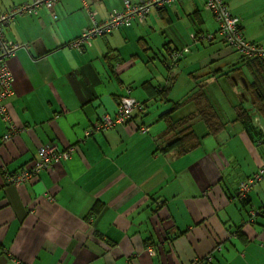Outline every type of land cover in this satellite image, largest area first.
Returning <instances> with one entry per match:
<instances>
[{
  "label": "crops",
  "instance_id": "obj_1",
  "mask_svg": "<svg viewBox=\"0 0 264 264\" xmlns=\"http://www.w3.org/2000/svg\"><path fill=\"white\" fill-rule=\"evenodd\" d=\"M26 1L0 0V14ZM124 2L57 0L4 25V39L21 45L6 59L13 77L6 106L17 128L5 141L0 115V264H264V177L247 199L236 196L238 182L264 159V57L240 60L228 50L205 0L152 7L142 22L94 37L81 50L68 46L89 24L85 4L100 21ZM225 2L245 39L264 45V0ZM184 47L165 68L164 52ZM256 78L259 106L244 83ZM145 82L169 85V101L148 99ZM200 85L224 126L208 134L194 119L199 145L165 152L171 134H163L161 114ZM126 93L145 101V110L92 130ZM239 104L248 125L236 119ZM142 124L146 132L138 131ZM45 143L72 151L21 186L6 183L4 172L25 167Z\"/></svg>",
  "mask_w": 264,
  "mask_h": 264
},
{
  "label": "built area",
  "instance_id": "obj_2",
  "mask_svg": "<svg viewBox=\"0 0 264 264\" xmlns=\"http://www.w3.org/2000/svg\"><path fill=\"white\" fill-rule=\"evenodd\" d=\"M56 1L57 0H28L8 12L0 14V30L1 27L8 24L15 15L22 12L35 13L40 7L52 8ZM173 1L174 0H141L138 4H130L125 0L123 9L112 10L105 19L100 21L95 19V12H91L89 13L90 24L81 30L78 38H75L69 43V47L81 50L84 45L90 44L92 38L108 34L111 30L121 25H128L134 18H138L142 21L150 8L169 4ZM205 8L212 13L218 23L216 35L219 36L220 41L246 58L264 57V45L245 39L240 27L239 17L231 14L224 0H206ZM2 36L3 34L0 32V115L8 125V130L2 136V140L5 141L16 132L17 128L11 122L6 106V100L12 94L11 84L13 81L6 59L12 56L21 44L7 41ZM191 37L197 40V34L192 33ZM203 37L210 39L212 34H203ZM186 50L185 48V51ZM175 54L178 55V52H175ZM134 110L141 111L142 104L134 97L124 95L120 99L118 109L112 115L108 113L102 114L94 123L92 130L104 131L116 125L124 124ZM145 129L146 128L143 127L141 131ZM71 151L72 147L58 150L51 143L40 145L38 147V157L36 159L15 172H4L5 182L15 186H21L37 177L40 171L49 168L54 162L66 159ZM263 176L264 159L252 176L239 181L237 188L238 193L236 196L239 199L245 198L248 191L256 185ZM254 214L255 213L250 212L249 221H253ZM17 264L19 263L17 262ZM194 264H202V261L196 260Z\"/></svg>",
  "mask_w": 264,
  "mask_h": 264
},
{
  "label": "trees",
  "instance_id": "obj_3",
  "mask_svg": "<svg viewBox=\"0 0 264 264\" xmlns=\"http://www.w3.org/2000/svg\"><path fill=\"white\" fill-rule=\"evenodd\" d=\"M177 1L178 0H174L173 2H171L169 4H164L162 6H154V7L170 6L174 3H176ZM140 2H138V3H140ZM138 3H135V4H138ZM149 11H148V13H149ZM148 13L145 15V17L148 15ZM144 18H143V20H144ZM134 19L139 20L138 18H134ZM134 19L131 20L130 24L121 25L119 27H128V26L132 25ZM119 27H117V28H119ZM113 30H111V31H113ZM195 33L198 34L199 32L197 31ZM242 34H243V32H242ZM224 45L227 46V44H224ZM228 47H230V46H228ZM185 48L188 50V47H184V48H182V50L180 49V51H177L174 49V50H168V51L164 52L163 56L160 57V61L163 64V66L165 68H166V65H167V67L170 66V68L172 66H174V64H176V62L179 60V55H181L182 52H185ZM230 49L233 52L237 53L233 48L230 47ZM175 52H178V55L175 54ZM237 55H238L240 60H248V59L253 58V57L246 58L242 55H239L238 53H237ZM256 58H258V57H256ZM168 70H169V68H168ZM224 74L226 75L227 72ZM244 83L247 84V88L249 90L251 89L250 92L252 94H253V90H254V93H255V95H253L254 101L259 106V104L257 102L261 101L263 98V91H262L263 89L261 87V83L258 81L257 78H256V80L251 82V84H249L246 80L244 81ZM143 85L145 86L144 88H145L146 92L149 94V95H147L148 99L158 97L159 99H162L165 102L169 101L168 100V93H169V89H170L169 85L165 84L163 86L157 85L156 87L155 86L150 87L147 84V82H145V84H143ZM259 94H261L262 96H260ZM124 95L127 96L130 94L126 93ZM124 95L120 96L115 111L118 109V107L120 105V99ZM139 102L142 104V110L141 111L136 110V111L143 112L145 110V107H146V105H145L146 102L145 101H139ZM184 105H186V106L190 105V106H192V109L193 108L194 109L192 111H189L185 115H182L179 117H174V115H172V114L177 109H179L181 106H184ZM235 111H236V119L240 120L244 125H248L250 121H249V116L247 114V110L244 109L242 107V105L239 104L238 106L235 107ZM132 113H133V111H132ZM131 114H130V117H131ZM161 118L164 119L166 122V128L163 131V134L164 135L171 134L169 141H167L162 146L161 149L164 150L165 152L173 151L176 154L186 153V152L192 150L193 148H195L196 146H198L199 143L201 142V137L198 136L192 128V122L194 119L199 118L205 124L208 134H214L217 131H219L220 129H222V127L224 126L223 125L224 122H222L220 117L218 116L215 106L212 104L209 97H207V95L204 91L203 85L198 86L197 90L194 91L191 95H188L185 99H183L179 102H177V101L173 102L172 105L170 106V108L161 114ZM143 127H145L146 129L144 131H141V129ZM147 130H148L147 125L142 124L138 127L139 132H146ZM258 167H257V169H258ZM257 169H256V171H257ZM252 175H250V176H252ZM237 188H238V186H237ZM246 197L243 199H240V200L244 201L245 199H247ZM255 214H256V212H255ZM255 214H254V216H255ZM254 216H253V218H254Z\"/></svg>",
  "mask_w": 264,
  "mask_h": 264
},
{
  "label": "rangeland",
  "instance_id": "obj_4",
  "mask_svg": "<svg viewBox=\"0 0 264 264\" xmlns=\"http://www.w3.org/2000/svg\"><path fill=\"white\" fill-rule=\"evenodd\" d=\"M55 3H56V2H55ZM55 3H54V4H55ZM53 6H54V5H53ZM53 6H52V7H53ZM84 7H85V10H86V13H87L88 17H89V15H90L89 13H91V12H95V14H96V11H92V10H90L89 7H88V5L85 4ZM13 8H14V7H13ZM13 8H11V9H13ZM11 9H10V10H11ZM22 13H24V12H22ZM20 14H21V13H20ZM95 19H96V18H95ZM96 20H97V19H96ZM89 24H90V17H89ZM89 24H88V25H89ZM88 25H86V26H88ZM86 26H85V27H86ZM3 28H4V26L1 27V30H0V32H1L2 34H3V31H2ZM109 33H110V32H109ZM78 36H79V35H78ZM78 36L75 37V38H78ZM2 37H3V36H2ZM75 38H74V39H75ZM74 39H72V40H74ZM72 40H70V41L68 42V46H69V43H70ZM226 47H228V46H226ZM229 49H230V48L228 47V50H229ZM157 55H158V54H157ZM153 58H154V60H155V65L157 66L158 70H161V72L163 73V75H165V74H164L165 71H164V69L161 67V65L159 64V61H158V59L156 58V56H154ZM6 62H7V61H6ZM7 65H8V63H7ZM8 67H9V66H8ZM182 81H183V80H178V84H180V82H182ZM221 84H222V83H221ZM222 85H223V84H222ZM214 86H215V85H214ZM215 87H216V86H215ZM216 89H217V88H216ZM209 90H210V92H211V91H213L214 89H213V87H212V88H210ZM225 94H226V93H225ZM223 98L225 99L226 97H223ZM209 99H210V98H209ZM210 100H211V99H210ZM151 106H152V105H151ZM152 108H153V107H152ZM193 109H194V108H193ZM193 109H192V106L188 105L186 111H187V113H188V111H192ZM183 112H184V110H183ZM225 112H226V110H225ZM176 115H177V113L174 115V117H176ZM198 120H199V125H198V126H203V123L200 122V119H199V118H198ZM196 129L198 130V127H196Z\"/></svg>",
  "mask_w": 264,
  "mask_h": 264
},
{
  "label": "bare ground",
  "instance_id": "obj_5",
  "mask_svg": "<svg viewBox=\"0 0 264 264\" xmlns=\"http://www.w3.org/2000/svg\"><path fill=\"white\" fill-rule=\"evenodd\" d=\"M244 176V175H243ZM245 177V176H244ZM247 203V202H246Z\"/></svg>",
  "mask_w": 264,
  "mask_h": 264
}]
</instances>
